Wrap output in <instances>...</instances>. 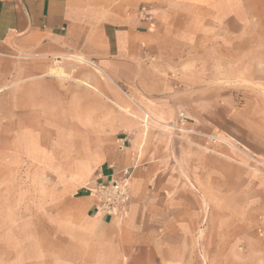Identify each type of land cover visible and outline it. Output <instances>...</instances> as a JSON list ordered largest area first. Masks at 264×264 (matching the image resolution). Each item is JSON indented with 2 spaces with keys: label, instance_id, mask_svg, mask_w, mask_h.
<instances>
[{
  "label": "crops",
  "instance_id": "obj_1",
  "mask_svg": "<svg viewBox=\"0 0 264 264\" xmlns=\"http://www.w3.org/2000/svg\"><path fill=\"white\" fill-rule=\"evenodd\" d=\"M180 114L233 126L239 154L190 117L181 136L141 123ZM258 163L264 0H0V180L56 212L9 225L28 229L11 264H264ZM124 169L105 215L94 189Z\"/></svg>",
  "mask_w": 264,
  "mask_h": 264
},
{
  "label": "rangeland",
  "instance_id": "obj_2",
  "mask_svg": "<svg viewBox=\"0 0 264 264\" xmlns=\"http://www.w3.org/2000/svg\"><path fill=\"white\" fill-rule=\"evenodd\" d=\"M190 117L192 120H194L197 123L198 128L201 130V143L202 145H205V142H209L213 145L219 144L223 145L225 148L234 151L235 153L239 154V145L236 141V133H235V128L230 126L228 123H224L223 127H218L213 128L210 130L207 126L204 124L203 117H197V116H186ZM221 116H214L213 119L219 120ZM156 122V121H154ZM229 122V121H227ZM166 123V122H163ZM169 123V122H167ZM231 130V131H229ZM205 132V133H204ZM212 137L215 139L221 140L220 142H215L212 141L211 139L207 137ZM206 140V141H205ZM56 182V181H54ZM21 183L25 184V187H34L39 185V181H21ZM11 181L9 180H0V225L3 223L4 226H0V264H11L12 260L10 259L11 257V251H12V234L13 231H16V236L20 237L22 234L25 236L27 235V227L24 228H13L9 225L15 220H29L31 218H35L36 216L39 218H52L56 214V212L52 209L49 213L45 214L44 212H29L27 210V202L29 199L32 201L33 197H28V196H18V195H11L12 189H11ZM25 204V207L22 205ZM70 204V202H68ZM18 211H12V209L16 210L19 209ZM23 208V209H21ZM36 215V216H35ZM259 222V218H258ZM18 230L20 233H18ZM23 231V233H22ZM234 244H228V251L233 249ZM214 246V245H213ZM215 249L217 245L214 246ZM185 261V260H184ZM187 262V260H186ZM219 260H213L212 264H219ZM228 264H239V261L235 258H231L227 261ZM193 264H203V260H196L194 261Z\"/></svg>",
  "mask_w": 264,
  "mask_h": 264
},
{
  "label": "built area",
  "instance_id": "obj_3",
  "mask_svg": "<svg viewBox=\"0 0 264 264\" xmlns=\"http://www.w3.org/2000/svg\"><path fill=\"white\" fill-rule=\"evenodd\" d=\"M188 118L180 114L175 122L160 123L154 122L149 116H144L142 120L143 126H148L151 123L161 126L171 135L181 136L193 134L194 132L186 128ZM215 142H220L221 140L212 137H207ZM256 163V162H255ZM262 171L264 167L262 164H256ZM132 170L124 169L117 173L115 177L111 178L108 183H99L94 189V195L97 198V210L105 215H114L120 213L128 201V189L130 186ZM260 227L264 228V212L259 216Z\"/></svg>",
  "mask_w": 264,
  "mask_h": 264
}]
</instances>
